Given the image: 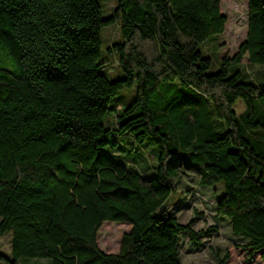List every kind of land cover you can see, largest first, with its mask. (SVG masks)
<instances>
[{"label":"trees","instance_id":"1","mask_svg":"<svg viewBox=\"0 0 264 264\" xmlns=\"http://www.w3.org/2000/svg\"><path fill=\"white\" fill-rule=\"evenodd\" d=\"M221 2L117 0L104 17L103 0H0V238L13 237L1 264H181L182 237L198 236L170 212L181 181L221 185L218 214L264 260V0H247L246 40L217 60L205 47L226 30ZM126 137L157 146L154 176L116 160ZM108 222L132 227L118 254L98 246Z\"/></svg>","mask_w":264,"mask_h":264},{"label":"rangeland","instance_id":"2","mask_svg":"<svg viewBox=\"0 0 264 264\" xmlns=\"http://www.w3.org/2000/svg\"><path fill=\"white\" fill-rule=\"evenodd\" d=\"M103 16L114 14L117 0H103ZM222 14L228 22L224 34L211 41L205 52L214 59L221 60L227 56L233 57L241 44L246 40L248 33L249 5L247 0H222ZM121 25L119 22L106 27L102 31L103 47L106 51L114 43L120 42ZM105 69L108 75L117 79L122 75L119 60L115 54H105ZM243 69L252 79H259L262 70L251 65L248 59L243 61ZM116 77V78H115ZM136 96V88L124 90L117 98L119 108L128 107ZM242 100L235 106L238 115L245 111ZM115 120V117L113 118ZM131 139L124 138L120 146L114 151L118 162H130L135 169L148 176H154L158 163L159 150L157 146L148 142L145 150L131 147ZM179 193L171 201L170 212L178 221L187 225L192 223V229L198 234L193 241L190 235H185L180 241L181 264H218L217 254L222 257L225 252L231 254L228 264H264L260 254L249 257L250 250L245 246L248 243L232 232L229 220L218 214L217 205L223 196V187H196L185 181L179 182ZM1 222V219H0ZM129 224L105 223L98 234V246L107 254H118L122 247L125 234L131 231ZM12 233L0 238V253L5 256L12 255ZM250 258V259H249ZM24 264H51L50 260H28ZM1 264V263H0ZM22 264V263H21Z\"/></svg>","mask_w":264,"mask_h":264}]
</instances>
